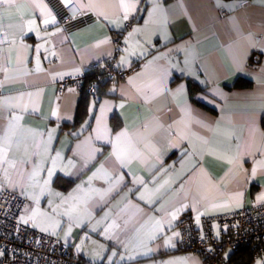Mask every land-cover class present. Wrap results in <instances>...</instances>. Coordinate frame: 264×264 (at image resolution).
I'll return each instance as SVG.
<instances>
[{
	"label": "crops",
	"instance_id": "1",
	"mask_svg": "<svg viewBox=\"0 0 264 264\" xmlns=\"http://www.w3.org/2000/svg\"><path fill=\"white\" fill-rule=\"evenodd\" d=\"M67 9L77 15L64 22ZM109 59L134 68L92 93L73 126L81 92L61 83ZM187 79L204 88L193 98ZM0 149V189L21 193L24 220L76 255L201 264L173 251L180 215L200 225L264 202V0L0 4Z\"/></svg>",
	"mask_w": 264,
	"mask_h": 264
},
{
	"label": "built area",
	"instance_id": "2",
	"mask_svg": "<svg viewBox=\"0 0 264 264\" xmlns=\"http://www.w3.org/2000/svg\"><path fill=\"white\" fill-rule=\"evenodd\" d=\"M76 15V11L67 9L62 20L68 22L75 19ZM100 68L108 78H114L128 76L134 66L121 71L115 69L113 60L109 59ZM81 79L82 75L71 76L60 86L76 84L81 89ZM93 89L91 87L90 92ZM25 205L18 191L7 187L0 189V252L7 254L0 264H90L71 255L66 243L35 233L21 224L20 216ZM215 225L222 232L218 240L214 235ZM179 229L180 238L176 242L179 249L200 254L204 257L203 264H235V261L223 258L226 249L235 252L249 247L255 256L264 254V203L245 205L230 213L206 216L200 225L195 224L192 213L187 212L180 218Z\"/></svg>",
	"mask_w": 264,
	"mask_h": 264
},
{
	"label": "trees",
	"instance_id": "3",
	"mask_svg": "<svg viewBox=\"0 0 264 264\" xmlns=\"http://www.w3.org/2000/svg\"><path fill=\"white\" fill-rule=\"evenodd\" d=\"M106 62H107L106 60H104L103 62H99V63L96 64L97 65L96 67L93 64L91 67H89L88 69H86L82 73V79H81V82H80L81 85H82V87L80 89V92H81L80 105H79L78 110L76 112V117H75L73 126L81 124L84 121V119L86 118L88 104H89L90 100L92 99V93H94V95L97 96V97L105 96L107 94V90H108L109 85L111 84L112 80H114V78H116V77H119V76H116L114 78H108L106 76V74L100 68ZM117 79H119V78H117ZM186 84H187V90H188V92H189V94H190V96L192 98L198 92H201V90L204 89V88L200 87L197 83H195V82H193L192 80H189V79L186 80ZM236 84L238 86L246 85V84H248V81H245V80L244 81H238ZM91 87L94 88L92 92H90V88ZM111 125H112V128L114 130L118 129L121 126V122H120L117 114H114L113 117L111 118ZM54 183H55V186L58 189H60L62 192H68L73 186L72 181L68 180L67 178H62V179L58 178ZM21 196L24 198V200H25V202L27 204V201H26L25 197L22 194H21ZM262 203H264V202H262ZM25 208H26V205H25ZM25 208H24L23 214L20 216V223L25 225L26 227H28L30 230L32 229L35 233L39 232V231L35 230L31 226L29 221L24 220ZM187 212L190 213V211H185L179 217H182ZM177 226H178V229H179V222H178ZM216 229L219 232V234L221 235L222 232H220L221 228L219 226H215L214 227V235H215V230ZM39 233L47 235V236H49L51 238L53 237V236H50V235L42 233V232H39ZM215 237H216V235H215ZM53 238L58 239L59 242L66 243L68 245L69 251L71 252V255H74V256L78 257L82 261L89 262L90 264H97V263H94V262H92L90 260H87L85 257L82 258V257L76 255L72 251L71 245L68 244V242H66V241H64V240H62V239H60L58 237H53ZM179 238H180V236H179ZM179 238L177 239V242L179 241ZM219 238L220 237H216L217 240ZM173 248H174V250H173L174 252H188V253H192V254L196 255L200 259L201 264H203V262H204V257H202L200 254H195V253H193L191 251H185V250L179 249V247L176 246V243L173 246ZM6 255L7 254H5L3 252L2 253L0 252V260L3 257H5ZM263 256H264V254L255 256L254 253L251 251V249L249 247H244L242 249H238L235 252L232 249H226L224 251V253H223V258H225V260H227V261H232L233 260V262L235 261L234 262L235 264H254L255 261L258 258L263 257ZM221 257H222V255H221Z\"/></svg>",
	"mask_w": 264,
	"mask_h": 264
},
{
	"label": "snow or ice",
	"instance_id": "4",
	"mask_svg": "<svg viewBox=\"0 0 264 264\" xmlns=\"http://www.w3.org/2000/svg\"><path fill=\"white\" fill-rule=\"evenodd\" d=\"M11 2H12V0H0V4H9ZM122 7H124L126 9L124 18L127 19L128 18V11H127V9H129V8L134 9L135 8V4L134 3L133 4H122ZM53 20H54V18H53ZM44 23L47 24V23H49V21L48 20H45ZM4 135H5V137L8 136L7 131L5 132ZM2 152H3V149H0V153H2ZM57 155H59V154H57ZM5 162L6 161H4L3 156L0 155V166H2V164L5 163ZM253 172H255V169H253ZM51 175H52V169H49V177H51ZM44 183H45V185H47L48 184V181L46 180ZM261 199H264V197H261ZM173 218H175V217H173ZM197 220H199V217H197ZM166 243H167V241H166Z\"/></svg>",
	"mask_w": 264,
	"mask_h": 264
},
{
	"label": "rangeland",
	"instance_id": "5",
	"mask_svg": "<svg viewBox=\"0 0 264 264\" xmlns=\"http://www.w3.org/2000/svg\"><path fill=\"white\" fill-rule=\"evenodd\" d=\"M180 218H181V217H179L178 222H180ZM37 220H38V218H37ZM215 235H216V237H220V234H219V232L217 231V229L215 230ZM254 264H264V256L258 258V259L255 261Z\"/></svg>",
	"mask_w": 264,
	"mask_h": 264
}]
</instances>
